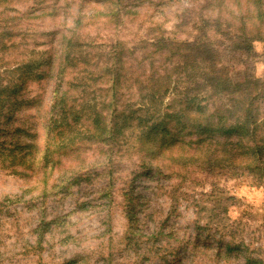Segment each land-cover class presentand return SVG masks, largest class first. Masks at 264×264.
<instances>
[{
    "label": "rangeland",
    "instance_id": "rangeland-1",
    "mask_svg": "<svg viewBox=\"0 0 264 264\" xmlns=\"http://www.w3.org/2000/svg\"><path fill=\"white\" fill-rule=\"evenodd\" d=\"M254 1L122 0L117 6L116 0H0V30L7 31L2 38L15 41L17 47L6 55L4 50L0 63L24 61L33 71V76H23L19 97L35 101L20 105L15 125L37 134L38 156L46 144L48 110L57 81L51 76L36 79L34 62L51 57L57 63L69 37L75 45L67 49L73 53L63 71L64 81H77L68 96L77 108L94 103V89L108 87L116 62L121 64L137 47L152 51L155 45L150 41L160 36L193 41L208 31L209 40L220 48L221 61L236 77L248 73L264 78V41L255 40L252 53L244 54L234 51L213 24L205 25V20L219 17L223 28L233 34L241 35L245 26L246 36L256 33L264 37V19L258 16ZM261 2L264 16V0ZM10 47L8 51L15 48ZM120 50L122 56L117 58ZM149 65L145 60L139 69L148 72ZM56 70L55 65L52 73ZM126 87L125 83L121 92H131ZM135 90L132 99L138 101ZM12 131L10 127L0 131V140H11ZM134 141L121 144V152H117L120 145L109 149L86 142L82 152L68 151L60 155L59 164L40 165L30 174L12 172L1 164L11 158H0V264L71 260L74 264H245L237 251L225 252V243L231 239L243 241L248 251L264 259L263 181L183 168L173 159L176 153L170 151L160 160L141 158L161 167V173L149 181L147 177L152 175L143 172L147 168L139 157L130 156L135 154L130 148ZM128 190L134 193L130 195L137 219L132 221L127 215ZM170 192L179 195L178 212L173 214ZM200 207L205 210L197 219L195 211ZM208 208L222 219L212 220L217 217L211 219ZM212 223L222 227L223 239L221 232L199 229ZM159 232L168 237L158 236ZM150 233L156 236L147 239ZM220 249L222 254L216 255Z\"/></svg>",
    "mask_w": 264,
    "mask_h": 264
},
{
    "label": "trees",
    "instance_id": "trees-1",
    "mask_svg": "<svg viewBox=\"0 0 264 264\" xmlns=\"http://www.w3.org/2000/svg\"><path fill=\"white\" fill-rule=\"evenodd\" d=\"M116 1L117 6L122 3V0ZM261 1L255 0L254 7L259 11L258 16L264 19ZM205 23L206 26L213 24L216 32L224 34L234 51L249 55L255 40L264 41L261 34L246 36L245 26L241 29L242 36L233 34L232 30L223 28L219 17L211 22L205 20ZM6 32L0 30V61L4 59L1 56L4 50L3 55L17 51L15 41L2 38ZM207 32L193 41L160 36L150 41L155 45L152 51L143 52L141 47L132 49L121 64L116 62L112 67L108 87L94 89L97 95L94 103L79 108L68 97L70 86L76 85L77 81H64L63 72L73 53L67 51L68 47L75 45L73 37L67 38L63 44L57 63L51 57L35 61L36 79L51 76L57 81L48 110L46 144L38 156L37 134L24 126L15 125L20 105L35 101L19 97L24 88L23 76L28 77L33 71L24 61L14 65L2 61L0 131L10 127L13 136L9 141L0 140V158H11L9 163L1 164L8 165L14 173L30 174L37 172L40 165L47 168L50 164L51 167L59 164L60 155L68 151L82 152L86 142L109 149L120 145L117 152H121L124 148L121 144L134 138L130 148L135 154L130 156L137 155L139 160H160L166 158L165 154L170 151L176 153L173 159L183 168L192 166L197 172L205 174L227 172L230 177L246 176L264 182V78L248 73L236 77L229 65L221 61L220 48L216 42L209 40ZM10 46L15 47L13 51H8ZM119 53L117 58L122 56L121 50ZM141 54L144 55L142 59ZM145 60L150 61L148 72L139 69ZM156 60L159 64L155 63ZM55 65L58 70L53 74ZM25 67L28 70L23 73L22 70L27 69ZM17 71L20 73L17 74ZM125 83L126 90L131 89V92H121ZM132 84L136 85V90ZM133 90L139 95L138 101L132 99ZM56 154L58 157H55ZM142 160V167L147 168L143 172L152 175L147 180L153 181V176L161 173V167ZM169 174L170 178L174 176L173 172ZM125 193L129 196L127 215L130 221L136 220L135 205L131 203L134 198L130 195H134L133 190ZM167 196L172 208L170 213L178 212L179 195L170 192ZM203 209L200 207L195 211L197 219L202 218ZM207 212H210L208 216L211 219L217 217L212 220L222 219L213 214V208H208ZM199 229L203 232L223 230L213 223ZM154 235L150 233L147 239ZM157 235L165 234L159 232ZM223 237L221 232L220 239ZM248 248L243 241L236 242L235 239L225 243V252L231 255L237 251V257L243 258L245 264H264V259L253 254L255 251H248ZM222 250H218L216 255H221ZM74 263L71 260L62 264Z\"/></svg>",
    "mask_w": 264,
    "mask_h": 264
}]
</instances>
